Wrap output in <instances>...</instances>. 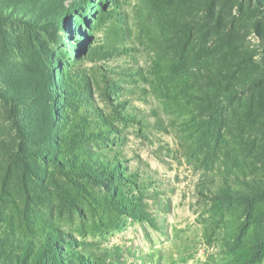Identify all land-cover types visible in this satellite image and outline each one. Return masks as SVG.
<instances>
[{"label":"rangeland","instance_id":"374dc122","mask_svg":"<svg viewBox=\"0 0 264 264\" xmlns=\"http://www.w3.org/2000/svg\"><path fill=\"white\" fill-rule=\"evenodd\" d=\"M0 264H264V0H0Z\"/></svg>","mask_w":264,"mask_h":264},{"label":"trees","instance_id":"16d2710c","mask_svg":"<svg viewBox=\"0 0 264 264\" xmlns=\"http://www.w3.org/2000/svg\"><path fill=\"white\" fill-rule=\"evenodd\" d=\"M245 197H248L249 199L248 198H238V197L234 199L228 196L227 198L222 199V201H224L226 205L227 203H232V201H241L247 204L248 201L254 200L253 198H251L253 196H245Z\"/></svg>","mask_w":264,"mask_h":264}]
</instances>
